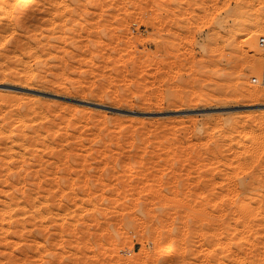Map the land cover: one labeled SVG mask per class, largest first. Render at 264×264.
<instances>
[{
    "label": "rangeland",
    "instance_id": "374dc122",
    "mask_svg": "<svg viewBox=\"0 0 264 264\" xmlns=\"http://www.w3.org/2000/svg\"><path fill=\"white\" fill-rule=\"evenodd\" d=\"M260 39L264 0L1 19L0 264H159L187 227L162 264H264Z\"/></svg>",
    "mask_w": 264,
    "mask_h": 264
},
{
    "label": "bare ground",
    "instance_id": "6f19581e",
    "mask_svg": "<svg viewBox=\"0 0 264 264\" xmlns=\"http://www.w3.org/2000/svg\"><path fill=\"white\" fill-rule=\"evenodd\" d=\"M12 1L13 0H3V2L1 3L2 5L0 4V20L1 19L3 20L4 18H9V20H13V17L15 16V19H17L18 21H22L23 18L30 12V10L32 9L33 5L36 2V0H15V3H13ZM14 13H15V15H14ZM254 52L255 53L252 52V56H251L252 64H250V61H249V64L252 68L250 75H254V73L252 72L253 68H254L253 71L255 72L256 66H258L260 64V59L257 55L258 51L256 53V50H254ZM253 54H254V56H253ZM254 77H255V79L256 78L259 79L260 73L258 75H254ZM251 84L255 85L253 83H250V85ZM252 85L249 86L250 87L249 89H251L252 91L256 90L254 87H252ZM253 93H254V91H253ZM257 93L259 94V92H257ZM258 98H261L259 100H264V92L260 93ZM238 200H239L238 204L241 205V204L246 203L249 200V198L246 194H242V196H240L238 198ZM6 210H7V208H6ZM188 231L189 230L187 227V229L182 231L183 232L182 235H180V233L179 234L177 233V234H174V236H176V237H174L173 239L165 240L162 244V247L159 249V251H157V253L155 252V254H153L154 256H152V258L154 257L156 259V263H159V264L160 263L161 264L166 263L168 260H170L172 258V255L178 253L179 248H180L179 244L183 245V243L187 241L185 238L188 235L187 234ZM175 232H177V231H175ZM183 254H184V252H183Z\"/></svg>",
    "mask_w": 264,
    "mask_h": 264
},
{
    "label": "built area",
    "instance_id": "2783aa9c",
    "mask_svg": "<svg viewBox=\"0 0 264 264\" xmlns=\"http://www.w3.org/2000/svg\"><path fill=\"white\" fill-rule=\"evenodd\" d=\"M260 46L264 49V39H260ZM262 61H263V65H262V70H261L259 79L258 78L255 79V77H254V78H252L251 81L253 84L264 88V50H263Z\"/></svg>",
    "mask_w": 264,
    "mask_h": 264
},
{
    "label": "water",
    "instance_id": "95a60500",
    "mask_svg": "<svg viewBox=\"0 0 264 264\" xmlns=\"http://www.w3.org/2000/svg\"><path fill=\"white\" fill-rule=\"evenodd\" d=\"M3 88H8V87L4 86ZM95 107H96V106H95ZM261 107L264 108V106H258V107H255V108H261ZM97 108L106 109V107H99V106H97ZM109 110H111V111H113V112L115 111V110H113V109H109ZM187 113L191 114V113H194V112H187Z\"/></svg>",
    "mask_w": 264,
    "mask_h": 264
}]
</instances>
